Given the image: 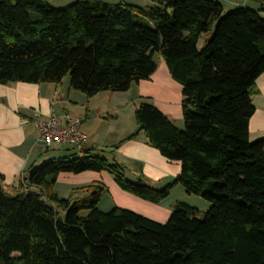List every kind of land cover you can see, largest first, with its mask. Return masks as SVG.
<instances>
[{"label": "trees", "instance_id": "trees-1", "mask_svg": "<svg viewBox=\"0 0 264 264\" xmlns=\"http://www.w3.org/2000/svg\"><path fill=\"white\" fill-rule=\"evenodd\" d=\"M0 0V84L60 82L90 97L125 91L155 71L157 53L181 85L183 128L147 100L134 109L136 130L180 163L162 189L126 178L117 163L82 146L45 159L10 194L0 175V264H264V137L247 124L255 79L264 71V17L215 0ZM264 1V0H257ZM210 32L197 46L201 33ZM105 170L135 196L158 203L173 184L207 202L176 200L163 222L131 210L97 207L103 187L59 197L62 172ZM13 189V188H12ZM35 189L38 194L27 193ZM44 197L46 202L40 198ZM61 215V220L58 216Z\"/></svg>", "mask_w": 264, "mask_h": 264}, {"label": "crops", "instance_id": "crops-1", "mask_svg": "<svg viewBox=\"0 0 264 264\" xmlns=\"http://www.w3.org/2000/svg\"><path fill=\"white\" fill-rule=\"evenodd\" d=\"M101 1L108 4L123 1L137 6L152 3L151 0ZM156 63L157 67L149 78L132 82L125 91L101 90L90 97L72 89L65 76L57 83L16 81L0 84V175L3 185L8 190L15 189L30 168L53 157L49 154L52 149L56 150L54 153L59 154L58 157L67 155L71 150L68 146H43L38 140L34 123L50 112L79 118L80 129L87 136L84 147L120 165L128 179L136 181L141 175L147 184L155 188L171 183L180 172L179 161L161 155L157 148L148 144L142 132L128 138L137 128L134 109L142 100L153 103L177 127L183 123L181 85L171 77L159 55ZM255 89L251 96L254 110L247 124L251 141L264 137V71L255 79ZM61 176L71 178L77 183L76 187L100 184L103 191L98 203L103 196H108L110 207L128 209L158 222L167 219L173 201L180 199L191 205L198 203L196 197L180 191L178 184L169 189V194L177 190L173 201L168 199L154 203L121 189L105 170H86Z\"/></svg>", "mask_w": 264, "mask_h": 264}, {"label": "rangeland", "instance_id": "rangeland-1", "mask_svg": "<svg viewBox=\"0 0 264 264\" xmlns=\"http://www.w3.org/2000/svg\"><path fill=\"white\" fill-rule=\"evenodd\" d=\"M75 0H49L51 6H55L57 8H62L68 4H70L71 2H74ZM217 2H219L222 5L223 8V14L238 8V7H244V8H248V9H252V10H256L259 12V14L264 17V1H257V0H215ZM210 32H203L201 33V35L199 36L198 40H197V46L200 48V46H202V44H204L205 40L209 38L210 36ZM157 53L154 54V59L157 61ZM66 79H69L68 74L65 75ZM153 104V103H152ZM74 118V117H71ZM179 128L182 129L183 128V123L181 122L180 124H178ZM38 136V133H37ZM39 140V139H38ZM40 141V140H39ZM41 144L43 146H45L42 141H40ZM67 145H60L57 147H65ZM71 148V146H68ZM74 149V148H73ZM53 152L49 153L50 155H52L53 157L57 158L59 156L55 155L54 151L56 150H51ZM109 163H112L110 160L108 161ZM67 173H71V172H62V174H67ZM61 174V173H60ZM61 174V175H62ZM74 174V173H72ZM59 175V177H57L54 185H53V191H55V193L61 197V198H66L68 197L70 194H72V196L77 195L76 197H81V196H86L88 195V193L83 190L80 189L79 187H83L85 185H80L78 187H76L77 184L76 182H73L71 180V178H67V176H61ZM127 178V177H126ZM178 189H180V191H182L184 193V189L181 185L178 184ZM155 188V187H154ZM163 187H160L158 189H162ZM19 191V187L17 186L15 189H10L9 192L10 194H15V192ZM177 190H175L174 192H171V194L167 195L163 200H168L170 199L169 202L173 201L175 196L174 193H176ZM173 193V194H172ZM108 196H103L102 200L100 203L97 204V207L102 210V211H108L109 209H111L112 207H110V205L108 204ZM192 197H196L198 203H193L195 204L194 206L197 207L199 210H201V214L200 216H202V210H206L209 207V202H207L206 200H204L203 198L193 195ZM180 200V199H179ZM174 204V201L171 203L170 208L172 209ZM139 214V213H138ZM141 215V214H140ZM144 216V215H142Z\"/></svg>", "mask_w": 264, "mask_h": 264}, {"label": "built area", "instance_id": "built-area-1", "mask_svg": "<svg viewBox=\"0 0 264 264\" xmlns=\"http://www.w3.org/2000/svg\"><path fill=\"white\" fill-rule=\"evenodd\" d=\"M81 120L71 118L68 114L59 116L50 112L46 117L35 121L38 139L47 146L67 145L78 154L82 152V146L87 141L86 134L80 129Z\"/></svg>", "mask_w": 264, "mask_h": 264}, {"label": "water", "instance_id": "water-1", "mask_svg": "<svg viewBox=\"0 0 264 264\" xmlns=\"http://www.w3.org/2000/svg\"><path fill=\"white\" fill-rule=\"evenodd\" d=\"M27 193H35V194H38V191L35 190V189H28V190H27ZM40 199H41L42 201L46 202V199H45L44 197H41ZM61 217H62V216L59 215V216H58V219L61 220Z\"/></svg>", "mask_w": 264, "mask_h": 264}]
</instances>
